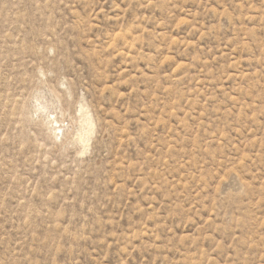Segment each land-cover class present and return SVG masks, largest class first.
Instances as JSON below:
<instances>
[{"label": "rangeland", "instance_id": "1", "mask_svg": "<svg viewBox=\"0 0 264 264\" xmlns=\"http://www.w3.org/2000/svg\"><path fill=\"white\" fill-rule=\"evenodd\" d=\"M0 264H264V0H0Z\"/></svg>", "mask_w": 264, "mask_h": 264}, {"label": "bare ground", "instance_id": "2", "mask_svg": "<svg viewBox=\"0 0 264 264\" xmlns=\"http://www.w3.org/2000/svg\"><path fill=\"white\" fill-rule=\"evenodd\" d=\"M44 107H45V106H44ZM44 107H43V108H44ZM44 110H45V109H44Z\"/></svg>", "mask_w": 264, "mask_h": 264}]
</instances>
